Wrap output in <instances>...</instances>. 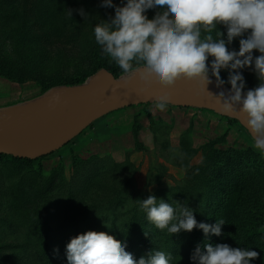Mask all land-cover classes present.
I'll return each mask as SVG.
<instances>
[{"label": "rangeland", "instance_id": "374dc122", "mask_svg": "<svg viewBox=\"0 0 264 264\" xmlns=\"http://www.w3.org/2000/svg\"><path fill=\"white\" fill-rule=\"evenodd\" d=\"M112 15L100 0H0V128L28 119L26 108L45 97L62 99L68 79H96L110 58L92 29ZM229 47L238 50V38ZM220 75L227 80L226 70ZM243 76L245 90L258 85L250 70ZM125 110L104 116L102 134L88 127L54 157L0 156V264H67L66 244L88 230L126 243L135 259L161 250L172 264H192L198 245L223 243L257 251L251 264H264V156L252 141L217 112L153 104L139 113L137 133L117 132L130 119L115 118ZM149 195L187 205L198 223L223 219L221 235L157 229L137 201Z\"/></svg>", "mask_w": 264, "mask_h": 264}, {"label": "clouds", "instance_id": "9594fccd", "mask_svg": "<svg viewBox=\"0 0 264 264\" xmlns=\"http://www.w3.org/2000/svg\"><path fill=\"white\" fill-rule=\"evenodd\" d=\"M100 7L114 15L95 23L92 29L101 54L110 58L124 77L136 76L145 87H173L178 81H197L221 88L211 98L224 113L239 110L246 117V130L253 148L264 156V0H100ZM148 10H155L149 19ZM84 19L89 15L76 10ZM71 15V11H69ZM218 25H223L221 32ZM226 37V38H225ZM238 38V50L229 46ZM258 52L259 55H254ZM211 58V59H210ZM256 76L258 85L245 90L243 70ZM228 72L227 80L221 71ZM169 104L167 93L156 96L153 107L163 112ZM140 210L157 229L171 236L200 229L220 236L215 224L198 223L194 210L185 204L165 202L153 195L137 200ZM106 232L85 231L70 238L65 246L67 264H172L173 255L149 251L135 259ZM259 253L228 244L198 245L190 256L192 264H251Z\"/></svg>", "mask_w": 264, "mask_h": 264}, {"label": "water", "instance_id": "95a60500", "mask_svg": "<svg viewBox=\"0 0 264 264\" xmlns=\"http://www.w3.org/2000/svg\"><path fill=\"white\" fill-rule=\"evenodd\" d=\"M197 81H178L173 87L161 89L145 87L136 76L114 78L101 69L94 81L66 87V95L57 101L45 97L37 105L45 110L32 113L25 121L0 128V154L36 159L47 156L70 143L96 120L108 113L134 105L153 103L156 96L167 93L169 105L184 108L207 109L237 120L245 129L246 117L237 111L224 113L211 98L212 94L229 89ZM36 106V105H35Z\"/></svg>", "mask_w": 264, "mask_h": 264}, {"label": "trees", "instance_id": "16d2710c", "mask_svg": "<svg viewBox=\"0 0 264 264\" xmlns=\"http://www.w3.org/2000/svg\"><path fill=\"white\" fill-rule=\"evenodd\" d=\"M101 67L106 69L107 71H109L114 76V78H118V77H121L123 75L121 73V70L113 62H111L110 59H108L107 61L102 63ZM86 78H87L86 75H82L80 77L68 79L67 81L64 82V86L65 87H69V86H77V85L84 84L86 82ZM51 86L52 85H44L42 87V90L45 91L48 88H50ZM57 93H58V91H55V94H57ZM150 104L151 103H145V104H139V105H134V106L142 107L143 112L146 113L147 112V108H148V106ZM168 107H175V106H172V105L168 104ZM179 108H184V107H179ZM195 109H197V108H195ZM202 110L210 111V110H207V109H202ZM139 117H140L139 114L134 117V123H133V126H132V131H133L134 134L138 132V128L139 127L137 125L138 124L137 120L139 119ZM221 117L224 118L230 126L237 125L238 126V130L240 132H242L243 134H245L251 140V137L249 136L247 130L237 120L231 119V118H228V117H225V116H222V115H221ZM73 141H74V139L71 142H73ZM65 146H63L62 148L58 149L57 151H55V152H53V153H51V154H49L47 156L38 157L36 159L14 157V156L8 155V154H0V156H7L9 158H12L16 162H22V161H24V162L25 161L26 162H30L31 161L32 162V161L39 160V159H45V158H49V157H54V156L58 155V153H60L64 149Z\"/></svg>", "mask_w": 264, "mask_h": 264}, {"label": "crops", "instance_id": "0c3cea01", "mask_svg": "<svg viewBox=\"0 0 264 264\" xmlns=\"http://www.w3.org/2000/svg\"><path fill=\"white\" fill-rule=\"evenodd\" d=\"M153 103H151L149 106H151ZM136 108H138V110L136 109ZM173 108H179V107H173ZM126 110L123 112V113H120V114H118V115H116L115 116V118L117 117V118H120L121 119V117L120 116H122V115H126V116H128V117H130V119H129V121H127L126 120V123H123V121H120L119 122V126H124V127H121L120 128V130L119 131H117V132H121V130L122 129H124L125 128V130L124 131H126V127H128V126H130L131 128H132V126H133V123H134V117L136 116V115H138L140 112H141V107H139V106H131V107H126L125 108ZM185 109V108H184ZM119 116V117H118ZM132 117V118H131ZM109 120V118H105V117H102V118H100V119H98V120H96L90 127H91V129H92V131L95 133V134H102L104 131H101V128H102V125H103V122H105V121H108ZM115 124V123H114ZM111 126V125H110ZM109 128V127H108ZM110 129V128H109Z\"/></svg>", "mask_w": 264, "mask_h": 264}, {"label": "bare ground", "instance_id": "6f19581e", "mask_svg": "<svg viewBox=\"0 0 264 264\" xmlns=\"http://www.w3.org/2000/svg\"><path fill=\"white\" fill-rule=\"evenodd\" d=\"M45 109H46V106L43 105V104H40V105H36V106H30V107H27L25 113H26V114H32V113H36L38 110H45ZM19 116H20V115H19ZM19 116H17V117L14 119V121H15L16 119H18ZM24 117H25V116H24ZM20 118H22V117H20ZM9 126H10V125H9Z\"/></svg>", "mask_w": 264, "mask_h": 264}]
</instances>
